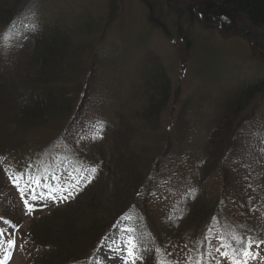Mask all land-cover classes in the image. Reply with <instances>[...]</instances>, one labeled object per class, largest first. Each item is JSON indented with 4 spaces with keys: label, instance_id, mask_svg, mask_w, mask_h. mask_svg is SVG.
<instances>
[{
    "label": "rangeland",
    "instance_id": "obj_1",
    "mask_svg": "<svg viewBox=\"0 0 264 264\" xmlns=\"http://www.w3.org/2000/svg\"><path fill=\"white\" fill-rule=\"evenodd\" d=\"M38 1L40 2L41 0ZM55 1L44 0L42 8L45 10L51 9V5ZM160 1L155 0V2ZM78 5L79 8H83L86 11L87 9L92 10L91 16L94 19H103L104 24L107 22V25L103 26L104 29H101L102 31L95 38V41L88 38L87 40H83L85 44L87 43L88 56L86 55L82 59V62L89 60L92 49H95V56H99L102 53L101 49L108 48V45L106 46L104 43L101 45V42L105 41V43H108L110 39L116 40L121 38V24H125L124 28L128 29V34L144 31L143 39L145 41L142 43V47L146 50L149 49L151 53L155 51L157 59L163 63L165 69L169 72V76L166 75L167 80H165L168 82L163 83L162 86L168 87L165 102L159 107V110L155 113V117L152 119L137 118L138 115L135 112V107H140L139 109L144 110L150 103L161 98L156 91L143 92L145 87L140 89L141 93H144L145 96L142 97L143 99L141 98L139 104L133 100L139 92L116 95L121 98L114 104L111 117H102L103 114H100V110H107V108L95 101L97 97H93L94 94L91 91L88 92L87 98H79V107H81V114L83 116L76 126L75 136L81 142H90L92 136L102 133L106 128L110 132L109 127H107L109 125L118 127L119 132L123 131L124 126H121V123L122 125L124 123L120 118L123 115V109L131 110L133 116L135 113L136 118L139 119L136 120L132 114L130 116L131 123L135 122L136 125L140 126L139 131L135 130L136 132L132 136L135 137L134 141L137 140L135 143L138 144L137 146L143 152L142 157H136L143 159L142 165L139 161H136V170L133 168V171H131L132 175L125 169L123 173L118 172V175L114 178L109 179V176H107L108 180L106 181H109V183L103 185L104 189L108 190L106 192H109L111 195L110 191L116 190L113 195H115L114 197L118 200L119 205H127L129 190L134 191L137 184L142 180L140 177H143L144 173H152L153 168L154 170H158L151 178L156 179L157 183L151 182L148 186L138 187L137 190L139 192L136 195L135 202L133 201L132 205L129 206L131 207L129 209L131 213L127 214L130 215L133 223L136 224L141 221L146 230H152L156 236L152 242H157V249L160 250L159 264H232L231 259H226L221 254L225 251L230 252V249L227 247H221V242L223 241L225 245L231 244L234 248H240L242 245L238 244L237 241L241 238L253 241L251 248L253 256L247 258V264H264V243H262L264 242V149L260 153L256 146L258 145V143L256 144L257 133H264V112L260 114L261 109L264 107V96L256 98L243 112L244 116L249 115L252 109L255 108L259 113L255 114L252 123L246 126L242 125L244 130L242 131L240 140L236 142L240 146V152L233 153L231 151L227 155H224L222 162H218L221 165H231L230 178L227 182L229 190L228 193L226 190L224 191L222 208L209 221L207 217L201 218L198 216L196 220L192 221V224L187 228L188 230L184 227L183 229L187 231V235L191 237L184 238L182 242L172 240V242H169L170 248L167 244V239L176 236V227L180 226L184 220L187 221L192 212L195 214L197 209H201L204 204L212 205L214 202H218L219 197L222 195L220 176L217 172L218 165L215 163L216 160L211 162L213 164L210 166L215 171H212L207 176L209 177L207 181L206 178L202 177L203 173L200 168V164L205 165V161L207 160L206 153L210 147V144H207V140L210 135L211 124L218 120L219 111H216L213 104L219 101L224 102L225 98L236 86L249 81V78L252 76L251 69L255 70L256 68L252 67L253 65L264 67L263 34H258L255 29H250L249 27L242 28L240 24H232L233 26L229 24L227 27H218V25L201 27L196 25V29L193 32L192 27L186 23L183 24V28L179 33L175 30V27L170 25L171 23L167 19L168 21H165V23L167 24L166 28L169 33L165 35L161 30L155 31L153 28L150 29L147 25H144V22H146L144 16L148 12V9L145 3H142L140 0H81ZM17 13L16 18L12 19L9 24L8 22L0 24V66L6 67L7 70L2 71V73L5 76L11 77L10 87L8 85L3 91H0V99L4 100L5 96L9 101H15L20 94L16 88L17 78L15 75L17 69L14 65L9 64V62L22 60L23 58L22 54L17 55L19 45H15V42L11 41L13 31L22 32V29L28 26L25 25L26 21V24H33L29 20L35 21L37 18H32V15L27 14V11L25 12L22 8L20 11L18 9ZM127 17H132L133 19L127 22L129 20ZM123 18L126 20L123 21ZM189 33L192 34L191 37L194 42H199L202 48L207 50L208 53L206 54L208 56H214L213 50H215V55L218 52L219 55L225 57V59L215 58L217 65L227 68L228 62L234 63V68L231 67L232 71L228 73V76L223 77V74L219 75L222 81L214 83L215 81L209 77H203L200 74L199 71L202 69L198 67V59H195L196 54L188 53L183 48L184 39ZM217 46L220 48H217ZM133 58L131 57L126 62L123 58L121 59L122 62L128 64L130 71H134L136 67ZM112 60L110 59L109 61L112 62ZM105 63L107 64V62ZM143 68L136 71L137 74L135 75L137 79L143 77ZM203 70L206 69L203 68ZM101 73L102 75H108V68L105 71L101 70ZM4 75L3 78H6ZM206 78L207 80H205ZM91 79L89 88L92 90L98 83L100 89V80L102 78ZM123 85L126 84L123 82ZM115 91L113 93H117ZM77 95L72 99H77ZM131 101L133 103L129 105ZM126 102L128 106L124 105ZM64 111L66 113L64 117L69 121L72 116V110L69 113L66 110ZM53 124L55 126L56 122ZM259 128H263V130ZM63 129L64 127L50 128L48 131L38 129L36 132L31 131L32 134H28L23 139L15 135L8 139L6 133L1 137L0 157L8 158L10 168L9 171L7 170L3 174L5 181L3 180L4 182L0 185V214L3 213L5 215L3 217L0 216V221L1 224H7L5 222L11 220L15 224L13 227L15 228L14 232L8 230L7 225H2L7 238L5 244L2 245L0 242V247L8 250L10 242L15 241V251L5 258L8 264L31 263L30 259L33 257V252L31 248L26 246V243H30L31 246L32 243H35V245L39 244L34 239L38 236L35 233H40V231H36V229L38 230L37 225L42 227V224L45 223L48 229L51 228L49 231H51L52 236H62L64 239L65 224L73 218V214H79L77 212L79 207L75 205H67L61 208L58 207V204H41L44 206L41 209H37L36 202L31 203L36 210L31 208V211H29L25 207V204L30 199L25 200L26 196L23 195L22 185L18 182L20 181L19 171L21 169L25 171L32 164H35L32 161L39 159V157L44 159V156H49L50 154L51 156H56L63 154L62 151L67 152L65 147L61 145H59L61 149L52 148L55 145V141L58 140L61 131L63 132ZM145 134L149 137L144 138L143 135ZM132 136L130 144L133 142ZM26 139L27 141H25ZM37 144L41 146L38 149ZM211 148L212 146L210 150ZM105 152L95 153L97 157L102 159L96 158L97 161H107L103 159ZM161 154H163V160L154 163L157 158L156 156L160 157ZM78 155H85L87 157L82 151ZM78 161V167L85 166L87 163L91 164L88 157ZM103 170L110 171L109 167H103ZM241 181L243 184L238 188L237 185H240ZM72 182L73 189L78 190L76 189L77 182L74 180ZM79 183L81 182L79 181ZM72 195L73 193L61 195L60 192H56L55 197L52 194L50 195L49 201L55 203V200H57L60 202L63 197L67 196H69L68 200L71 201L73 199ZM14 196H16V201L11 202ZM19 202L22 203L21 207L18 206ZM191 203L194 204L191 205ZM18 207L20 209H17ZM183 211H186L187 214L180 217L179 215ZM129 215L126 219H130ZM47 216L49 218L45 221L40 222L38 219V217ZM188 220V222L191 221L190 219ZM166 223H170L169 226H166ZM202 225L203 227L199 229V226ZM167 229H171V232L174 231L169 237H167L169 231ZM59 231L62 233H59ZM131 231V225L120 227V224H117L112 231L114 233L112 235H120V238L117 241L112 240L113 236L103 238L105 241L100 246L105 247L104 249L98 246L101 240L99 239L97 243L98 247L95 251L100 247V251L102 250L100 254L106 260V262L104 261L105 264L142 263L141 258H139L136 252H133L135 250L131 249V251L125 253L121 252L123 250L122 245L127 244L123 241V237ZM196 232L199 233L193 235ZM65 241L63 245L71 249L76 248L74 242L68 244V241ZM42 242L45 241L43 240ZM106 244L112 246L111 249H108ZM187 248L188 250H186ZM217 248L220 249L219 252L216 251ZM76 250L78 251L77 248ZM103 250L105 251L104 253ZM164 250L166 253H164ZM5 253L0 250V257ZM74 253L77 252L75 251ZM43 257H45L44 254H40L38 259H42ZM83 258L85 256L82 254L75 255V257H70L69 261L75 262H70L72 264H92L91 260L88 262L89 259H92L91 257L86 261ZM102 261L99 260L96 264H102ZM0 264L6 263L0 260Z\"/></svg>",
    "mask_w": 264,
    "mask_h": 264
},
{
    "label": "trees",
    "instance_id": "obj_2",
    "mask_svg": "<svg viewBox=\"0 0 264 264\" xmlns=\"http://www.w3.org/2000/svg\"><path fill=\"white\" fill-rule=\"evenodd\" d=\"M41 1L0 0V24L5 22L9 24L12 19L16 18L17 11L18 9L20 11L21 8L25 12L27 11V14L32 15V18L37 17L35 21L29 20L33 24H26V21L25 25L28 26L22 29V32L13 31L11 41L15 42V45H19V49L17 48L18 53H16L17 55L22 54L23 58L22 60H13L9 64L14 65L17 69L15 75L17 78L16 88L20 94L15 101H9L5 96L4 100L0 99V140L5 133L8 139L13 135L23 139L28 134H32L31 131L36 132L38 129L48 131L50 128L64 127L63 132L61 131L59 134L58 140L55 139V145L52 148L61 149L59 147L61 145L65 147L67 152L61 150L63 154L56 156H51L50 154L49 156H44V159L39 157V159L32 161L35 164H32L25 171L22 169L19 171V184L23 186L22 191L23 195L26 196L25 200L30 199L25 204L26 208H29L28 206H31V203L34 202L40 207H42L41 204H50L46 203L47 196L50 194L56 195V192H60L61 195L69 192L73 193L71 201L64 200L63 197L62 201L56 204L61 208L67 205L79 207L77 211L79 214H73V218L65 224L64 229H66L63 232L64 239L68 241V244L74 242L78 251L76 248L71 249L63 245L65 240L62 236H52L51 231H49L51 228L48 229L45 223L42 224V227L37 225L38 230L36 229V231L44 232L41 235L40 233H35L38 236L34 239L39 244L35 245V243H32L31 246L30 243H26V246L31 248L33 252L30 264H72L75 262L69 261L70 257L81 254L85 256L83 258L85 261L91 257L92 259H89L88 262L90 260L93 262L99 239H103L107 234H110L109 230L119 222L122 215L131 213V210H129L131 207L129 206L132 205L133 201L135 202L139 186H148L151 182L157 183L156 179L151 178L158 170H154L153 165L152 173H144V176L140 177L142 180L134 189L135 192L129 190L127 205H119L118 200L113 195L116 190H111L110 195L109 192H106L108 190L104 189L103 185L109 183V181H106L108 180L107 176H109V179L114 178L118 175V172L123 173L125 169L132 175L131 171H133V168L135 169L136 161H139L142 165L143 159L136 157L141 156L143 152L139 149L138 144L135 143L137 140L134 141L135 137H133L135 130L140 129V126L136 125L134 120V123H131L130 116L131 114L133 116V112L123 109L124 112L120 118L124 125L119 121L121 126H124L123 131L119 132L118 127L109 125L107 127H109L111 133L106 128L102 133L92 136L90 142H81L75 136L76 126L83 116L81 107H79V98H87L88 92L91 91L94 94L93 97H97L95 101L107 108V110H100V114H103L102 117H111L114 104L121 98L116 95L139 92L133 98L139 104L141 98L145 96L140 89L145 87L143 92L156 91L161 98L150 103L144 110L139 109L140 107H135V112L138 115L137 118L152 119L155 117L159 107L165 102L168 87L162 86L163 83L168 82L165 80H167L169 72L165 69L163 63L157 59L155 51L151 53L149 49L146 50L142 47V43L145 41L143 39L144 31L128 34V29L124 28L125 24H121V38L110 39L108 43H105V41L101 42V45L104 43L106 46L108 45V48L101 49L102 53L99 56H95V49H92L90 53L91 59L89 58V60L82 62V59L86 55L88 56L87 43L85 44L83 40L88 38L95 41V38L100 35L101 29H104L103 26L107 25V22L104 24L103 19H94L91 16L92 10L90 9L86 11L83 8H79V5H82H78L81 0H56L51 5V9L48 10L42 8L44 0ZM140 1L145 3L148 9L144 16L146 18L144 25H147L150 29L153 28L155 31L161 30L165 35L169 33L165 21L167 22V19H169L168 22L171 23L169 24L175 27V30L179 33L184 23L192 27L193 32L196 29V25L201 27H213L216 25L218 27H227L229 24L231 26H233L232 24H240V27L255 29L258 34H263L262 36H264V0ZM127 18L129 19L127 22L133 19L132 17ZM125 20L123 18V21ZM191 35L189 33L184 39L183 48L188 53L196 54L195 59H198V67L202 69L199 71L200 74L203 77H209L215 81L214 83L222 81L219 75L228 76V73L232 71L231 67L234 68V63L225 61L227 68L220 67L215 63V58L225 59V57L219 55L218 52L215 55V50L213 49L214 56H208L206 54L208 53L207 50L203 49L199 42H194ZM217 48L220 47L217 46ZM131 57H134L133 61L136 63L134 71H130L128 64L125 63ZM122 58L125 62H122ZM107 59L113 60L111 62ZM215 65L217 66L215 67ZM252 67L256 68L255 70L251 69L252 76L249 81L236 86L225 98L224 102L219 101L213 104L216 111H219L218 120L211 124L207 144H210L209 146H212V148L211 150L210 147L208 148L206 153L207 160L205 165L200 164V168L203 173L202 177L206 178L207 181L209 178L207 176L212 171H215L210 166L213 164L211 162L216 160L222 195L219 197L218 202H214L212 205L204 204L201 209H197L195 214L192 212V215L188 218L191 220L190 222H188V219L187 221L184 220L180 226L176 227V236L167 239L169 248V242H172V240L182 242L184 238L191 237L187 235V231L183 228L185 227L188 230L187 228L198 216L201 218L207 217L209 221L222 208L224 191L226 190L228 193L229 190L227 182L230 178L231 165H221L218 162H222L224 155L231 151L233 153L240 152V146L236 142L240 140L244 130L242 125L246 126L252 123L255 114L259 113L255 108L252 109L249 115L244 116L243 112L256 98L264 96V67L258 65H253ZM106 68H108V75H102L101 70L105 71ZM142 68L143 77L137 79L136 71L138 69L142 70ZM203 68L206 70H203ZM5 70H7L6 67L0 66V91H3L8 85L10 87L11 84V77L2 73ZM3 75L6 78H3ZM100 77L102 78L100 80V89L99 84L96 82V87L91 90L89 88L91 78L96 80ZM123 82L126 85H123ZM114 91L117 93H113ZM82 93L84 95L81 96ZM76 94H78V98L72 99ZM131 103L133 101L129 105H132ZM124 105L128 106L127 102ZM64 110L68 113L72 110V116L69 121L64 117L66 114ZM263 112L264 107L261 109L260 114ZM136 115L134 113L133 117L139 120ZM105 120L106 118L103 121L105 122ZM55 122L54 126L53 123ZM259 129L263 130V128ZM131 136L133 137V142L130 144ZM256 136L257 150L262 153V149H264V133H257ZM143 137L148 138L149 136L145 134ZM36 146L37 149L41 147L38 144ZM81 151L87 155L91 164L87 163L85 166L78 167V160L87 158L85 155H78ZM103 151H106L103 159L107 161H97L96 158H101L97 157L95 153ZM156 157L154 163L163 160V154L160 157ZM0 160L1 185L5 181L3 174L7 170L9 171L10 164L8 158L0 157ZM103 167H109L110 171L103 170ZM73 180L77 182L76 189L78 190L73 189ZM242 184L243 182L241 181L237 187L240 188ZM228 196L230 195L228 194ZM15 197H13L11 202L16 201ZM194 203L196 204V202ZM194 203H191V205ZM21 205L22 203L19 202L18 206L21 207ZM19 207L17 209H20ZM186 211H183L179 216L187 214ZM0 216L3 217L5 215L2 213ZM47 218L49 216L38 217L40 222L45 221ZM137 223H133L131 217L130 219L125 217L123 223H120V225L127 227L131 225L132 227V231L123 237V241L127 244L122 245L123 250L121 252L125 253L133 249L135 250L133 252H136L141 258V264H159L160 250L157 249V242H152L156 236L152 230H146L141 221ZM169 224L166 223V226H169ZM202 227L203 225L199 226V229ZM11 228L14 231L12 226ZM167 231V237L172 232L174 233V231L171 232V229H167ZM199 232L191 234L197 235ZM59 233L62 232L59 231ZM118 238H120V235L113 237L116 241ZM43 240L45 242H42ZM73 250L77 253H74ZM164 253H166L165 250ZM40 254H44L45 257L38 259ZM55 261L57 262L54 263Z\"/></svg>",
    "mask_w": 264,
    "mask_h": 264
},
{
    "label": "snow or ice",
    "instance_id": "obj_3",
    "mask_svg": "<svg viewBox=\"0 0 264 264\" xmlns=\"http://www.w3.org/2000/svg\"><path fill=\"white\" fill-rule=\"evenodd\" d=\"M28 207H29V211H31V206L29 205ZM237 243L241 244L242 247L234 248L231 244L225 245L222 241L221 247H227L228 249H230V252L225 251L221 254L226 259H231L232 264H247V258L253 256V253L251 252L253 241L246 240L245 238H241L240 240L237 241ZM12 244L15 245V241H12ZM216 251L219 252L220 249L217 248Z\"/></svg>",
    "mask_w": 264,
    "mask_h": 264
}]
</instances>
